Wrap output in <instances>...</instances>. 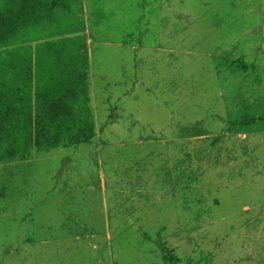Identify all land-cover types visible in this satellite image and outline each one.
Instances as JSON below:
<instances>
[{
    "label": "rangeland",
    "instance_id": "374dc122",
    "mask_svg": "<svg viewBox=\"0 0 264 264\" xmlns=\"http://www.w3.org/2000/svg\"><path fill=\"white\" fill-rule=\"evenodd\" d=\"M83 8L97 137L0 164V264H264V0Z\"/></svg>",
    "mask_w": 264,
    "mask_h": 264
},
{
    "label": "trees",
    "instance_id": "16d2710c",
    "mask_svg": "<svg viewBox=\"0 0 264 264\" xmlns=\"http://www.w3.org/2000/svg\"><path fill=\"white\" fill-rule=\"evenodd\" d=\"M86 30L83 0H0V164L96 139Z\"/></svg>",
    "mask_w": 264,
    "mask_h": 264
},
{
    "label": "crops",
    "instance_id": "0c3cea01",
    "mask_svg": "<svg viewBox=\"0 0 264 264\" xmlns=\"http://www.w3.org/2000/svg\"><path fill=\"white\" fill-rule=\"evenodd\" d=\"M87 38H88V37H87ZM91 44H92L91 39L88 38V48H89L90 66H91L90 78H91L92 75H93V72H92V65H91V59H92V57H91V49H90ZM33 46L35 47V46H36V43H35ZM1 168H2V167H0V169H1ZM0 184H1V183H0Z\"/></svg>",
    "mask_w": 264,
    "mask_h": 264
}]
</instances>
